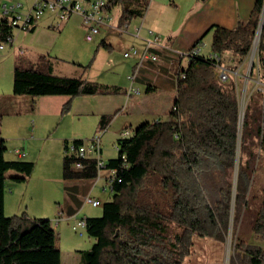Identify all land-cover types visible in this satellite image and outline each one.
Wrapping results in <instances>:
<instances>
[{
	"label": "trees",
	"instance_id": "16d2710c",
	"mask_svg": "<svg viewBox=\"0 0 264 264\" xmlns=\"http://www.w3.org/2000/svg\"><path fill=\"white\" fill-rule=\"evenodd\" d=\"M146 1L109 0L105 9L120 4L128 15L141 16ZM263 2L255 0L248 19L233 29L211 26L201 37L202 40L211 33V55H198L182 67L185 79H177L175 98L167 115L155 122L142 123L131 130L130 136L116 139L117 156L106 162V168L114 171L110 183L112 195L101 205L99 217L84 219V231L92 245L80 253V264H182L190 255L195 235L224 240L232 198L237 211L234 216L238 217L240 209L248 206L245 195L253 181L256 160L253 147L258 142L264 143L263 96L259 90L254 91L245 106L233 194L240 119L238 76L233 78L229 74L226 82H219L215 73L217 63L212 56L223 60L229 55L237 58L238 63L248 57ZM11 34V28L0 22V43ZM256 69L264 86V19ZM235 70L236 66H232L229 71ZM99 89L80 78L54 75L52 63L46 57L38 58L35 63L23 59L14 63L13 96L75 97L116 91L107 86L100 92ZM109 120L102 117L100 128H105ZM81 143L77 140L73 145ZM6 149L5 141L0 138V264H60V252L54 241L39 242L30 233L46 222L25 214L4 215L7 174L13 172L9 179L24 183L34 167L32 162L6 160ZM74 161L77 159L72 156L63 157L64 179L96 177L92 160L84 161L86 167L80 172L71 170ZM122 207L131 210L125 212ZM260 210L264 213V188ZM261 213L260 219L264 221ZM253 230L260 234L264 224L256 220ZM241 243L235 246L236 254L229 264H264L260 246Z\"/></svg>",
	"mask_w": 264,
	"mask_h": 264
},
{
	"label": "crops",
	"instance_id": "0c3cea01",
	"mask_svg": "<svg viewBox=\"0 0 264 264\" xmlns=\"http://www.w3.org/2000/svg\"><path fill=\"white\" fill-rule=\"evenodd\" d=\"M76 1H79L83 7H88L92 0ZM13 2L21 4L19 9L23 13L30 9L33 0H13ZM254 2L255 0H208L206 2L204 0H147L146 7L141 16L128 15L123 11L120 4L106 11L110 20L106 26L102 27L106 29L105 32H117L129 36L127 43H120L124 51L126 48H134L140 54L153 36H158L159 38V46L151 50L158 55V62L152 63L144 61L137 70L136 66L139 61V56L125 58L130 60L127 69L128 74L135 75L132 87L134 85L137 87L135 89L139 91L138 95L130 96L129 98L127 97L128 89L125 88L123 89L124 92H122L125 95L123 103H130V106L134 109V114L137 116V125L134 128L142 123L155 122L158 119H163L169 112L176 94L178 72L182 70V67L187 65L184 60L180 59V55L190 51L197 42L201 44L203 40H208L210 45L211 33L205 35L202 40L201 37L211 26L233 29L239 22H245L250 15ZM5 3L6 0H0V11L2 5ZM74 17L81 20L80 16L72 14L67 21L60 22L54 14L45 13L29 32H16L14 36L13 30L11 34L12 43L10 45L15 44L16 39L26 40L28 35V42L33 44L39 36L48 33L45 29L51 31L55 29L59 30L61 24L67 23L70 18ZM68 26L69 24L66 27ZM80 26L82 28L84 27L82 22ZM207 36L208 38L206 39ZM114 41H111L107 37V39L101 42L100 48L112 50L116 48ZM27 48H30L31 55L25 61L35 63L38 58L46 57L52 63L53 74L59 76L57 73L59 70L54 69L55 66L59 65V61L51 59L48 55L45 56L42 51L33 45H28ZM20 52L22 54V51ZM200 55H211V49L203 55L200 49ZM114 90L120 91L115 87ZM116 91L109 94H116ZM3 97V100H1L2 103L13 105L16 103L21 104L23 99H26L22 96H13L12 85L8 90V94ZM106 97L102 96L98 101L96 98L73 100L68 99L66 96L36 97L32 100H24L27 107H23L21 112L23 115H27V119L31 122V129L35 133L38 132L41 137L39 140L30 142V145L34 148L33 151L29 152L31 159L26 158L27 153L25 151H23L24 156H20L22 149H13L12 154L10 153L9 157L5 158L8 161H28L33 159L34 162H28H32L34 167L31 175L24 183H15L9 179L10 176L14 175L13 172L7 174L9 177L4 184L3 209L4 215L7 217L25 214L31 219L46 222L45 226L40 225V227L31 230L30 233L36 241L47 244H51L54 241L55 243V232L58 233V240L64 237H70L74 241V236L71 233L73 235L76 233L71 227L76 220L99 217V212L101 215V211L98 210L99 206L92 207L89 204H84V198L88 196L99 200L101 205L111 198L112 194L109 183L111 173L108 169L101 171L99 176L93 179L63 178V157L65 155L68 157L71 155L69 149L70 141L64 137H59L58 134L57 137H54L56 140L53 141L54 145L50 146L49 143L52 142L48 138L50 126L43 120L47 114H56L59 119V115L62 116L63 113H70L72 111H74L76 117L98 113L100 115L97 129L103 133V131L107 130L111 121V117L106 114V108L110 105ZM65 106L67 108L66 110L63 109ZM95 108L97 112H95ZM120 108L118 107L116 109V113L120 111ZM160 113H165L163 115L164 117ZM18 114L19 112L12 113V115ZM6 115L8 117L10 116V114H4L0 117V127ZM102 117L110 118L103 129L99 126ZM33 121H36L35 125H33ZM125 128L129 130L134 129L131 128V123L129 122L124 123L123 129ZM0 138L3 139L1 134ZM74 138L77 139H73L71 141L72 143L77 140L82 141L81 137ZM59 140L61 141L60 165ZM45 149L47 153L53 150L52 154L54 157H50L51 159H49L47 155L45 156ZM102 155L103 149L101 148V158ZM107 158L106 161L103 158L102 160L106 163L109 159H114L113 157ZM130 210V207H122V211L127 212ZM83 233H85L84 230L81 231V235L77 234V236L82 237ZM76 256L78 257V255ZM60 264H70V262L67 259L62 260L60 255Z\"/></svg>",
	"mask_w": 264,
	"mask_h": 264
},
{
	"label": "rangeland",
	"instance_id": "374dc122",
	"mask_svg": "<svg viewBox=\"0 0 264 264\" xmlns=\"http://www.w3.org/2000/svg\"><path fill=\"white\" fill-rule=\"evenodd\" d=\"M204 1L206 2L208 0ZM81 22L82 20L74 17L70 18L67 23L61 24L59 30L55 29L51 31L45 29L48 33L39 36L34 43L32 42L33 44L28 42L29 35L26 40L16 39L13 45L6 42L0 43V101L3 100L4 95L8 94V90L12 85L15 61L29 59L31 50L27 48L28 45L37 47L45 56L48 55L51 59L59 61V65L54 67L55 70H59V72H57L59 76L80 78L100 89L105 86L109 88H118L120 91H116V94L103 95L99 89L100 93L96 95L68 97V99L73 100L96 98L98 101L102 96H107L106 98L110 102V105L106 108V114L111 117V121L107 130L103 131L101 134V148L103 149L102 158L106 161V159H108L107 157L115 158L117 156L114 145L120 132L123 130L124 123H131V128L137 125V116L133 112L134 109L130 106V103H123L125 95L122 93L124 92L123 89L129 88L128 77L133 75L127 72L130 60L123 58L124 52L128 51L130 48H126L124 51L120 46L121 42L127 43L129 36L117 32L106 33V29L100 28L99 35L96 36L94 42L88 43L84 40L85 27L82 28L80 26ZM68 24L69 26L66 27ZM13 32L15 36L18 31L14 30ZM107 37H109L111 41L115 40L114 44L116 48L112 50L100 48L101 42L107 39ZM207 38L208 36L206 39ZM257 46L258 43H252L248 57L240 63L237 62V58H230L229 55L225 56L222 60V63L228 70H230L232 66H236V70L230 71V74L233 78L238 76L236 80L241 119L248 97L256 90L262 93L261 111L264 112V86L260 84L256 71ZM209 47L208 40H203L200 44L201 54L203 55L209 52ZM20 51H22V54H20ZM254 65L255 68L253 69ZM252 71L253 74L251 73ZM249 75H251L250 79L248 78ZM133 88L137 87L133 85ZM22 97L26 99H23L21 104L16 103L13 105L2 103V101L0 102V115L10 114V118L7 115L3 118L2 126L0 127V134L5 140L7 147L4 158H8L13 149H22V152L25 151V153H27L26 158L31 159L29 152L33 151L34 148L30 145V142L39 140L41 137L38 132L35 133L31 129V122L27 119V115L25 116L21 112L23 107H27L24 100H32L33 98L30 96ZM116 107H121L118 113H116ZM15 112H19V114L12 115V113ZM95 112H97L96 108ZM164 114L161 115L163 116ZM99 115L98 113H94L93 115L86 114L85 116L81 115L80 117H76V114L72 111L70 113H63V117L59 115L58 119V115L56 114H47L43 120L50 126L48 138L51 139L52 142L49 143V145H54L53 141H56L54 137H57L58 134L59 137L68 139L70 144L73 139H77L74 137H81V140L86 142L92 137L98 136L101 133V131L97 129ZM35 123L36 121H33V125H35ZM60 143L61 141L59 140V165L61 164ZM52 152L53 150L47 153L45 149L44 155H47V157L51 159L50 157H54ZM253 153L256 155L254 165L255 171L253 181L250 183L248 192L245 195V198L248 200V206L246 208L242 207L238 212V217H236L233 215L237 213V211L234 210V198H232L229 225L224 240L220 242L212 238H201L195 235L192 238L190 255L182 264H229L230 258L235 257V246L240 242H242L241 244L243 245L260 246L264 251V231H261L259 234L253 230L256 220L264 224V221L260 219V204L262 200V190L264 188V143L261 145V142H258L257 146L253 147ZM28 161L34 162L33 159ZM233 181L234 170L232 184ZM234 191L235 187L232 186L233 194ZM100 206L98 208L99 211H101ZM261 214L264 216L263 212ZM71 235L74 236V241H72L70 237H64L58 240V233L55 232V247L59 250L62 260L67 259L70 264H80V253L87 251L91 247L92 240L89 239L85 233H83L82 237H78L77 233L74 235L71 233ZM76 255H78V257ZM241 255L242 254H240V258Z\"/></svg>",
	"mask_w": 264,
	"mask_h": 264
},
{
	"label": "built area",
	"instance_id": "2783aa9c",
	"mask_svg": "<svg viewBox=\"0 0 264 264\" xmlns=\"http://www.w3.org/2000/svg\"><path fill=\"white\" fill-rule=\"evenodd\" d=\"M109 0H92L88 7H83L79 1L76 0H33L32 6L27 12H20L21 4L13 2V0H6V3L2 5L0 11V22H4V24L11 28V30H15L18 32H29L34 24L45 14L52 13L60 22H65L72 14H77L80 16L82 23L85 27V35L84 40L86 42H92L94 38L99 34L100 28L106 26L108 21L110 20L108 13L106 12V5ZM146 6H144L145 8ZM151 34V33H150ZM6 43H12V36H9ZM159 46V38L158 36H153L151 41H149L140 54L134 48H130L128 51L124 52L123 57L129 58L131 56H139V61L137 64V70L141 67L144 61H149L152 63L158 62V55L152 52V48H156ZM1 49V46H0ZM200 55V43L195 44L192 49L186 53L180 55V59L184 60L188 63L191 59ZM214 60H216V79L219 82H226L230 71L226 68V66L222 63V60L212 56ZM135 78V75H131L128 77V81L130 86L127 90V97L136 96L139 94V91L132 87V82ZM177 79L179 81H183L185 79V75L182 70H179ZM131 130L123 129L118 138H126L130 136ZM101 134L98 136L92 137L90 140L83 142L74 146L73 143L70 144V153L74 159L72 163L71 170L75 172H80L84 170L86 165L84 161L92 160L95 165L96 176H99L100 172L103 170H107L106 163L101 158ZM114 148L117 149V146L114 145ZM20 156H24V152H20ZM109 170V169H108ZM111 176L109 178V183H111L114 171L109 170ZM84 204H89L92 207H98L101 205L99 200L93 199L91 197L84 198ZM72 230L81 235V230L85 229V220L78 219L72 225Z\"/></svg>",
	"mask_w": 264,
	"mask_h": 264
},
{
	"label": "water",
	"instance_id": "95a60500",
	"mask_svg": "<svg viewBox=\"0 0 264 264\" xmlns=\"http://www.w3.org/2000/svg\"><path fill=\"white\" fill-rule=\"evenodd\" d=\"M263 19H264V2H263V8H262V11H261V15H260L259 23H258V28H257L256 34H255V38H254L253 44L258 43L260 31H261L262 26H263ZM239 118L240 119H239V127H238V134H237V145H236V158H235V165H234L233 187H235V181H236L237 162H238V153H239V136H240L239 130H240V125H241V120H242L241 116Z\"/></svg>",
	"mask_w": 264,
	"mask_h": 264
},
{
	"label": "bare ground",
	"instance_id": "6f19581e",
	"mask_svg": "<svg viewBox=\"0 0 264 264\" xmlns=\"http://www.w3.org/2000/svg\"><path fill=\"white\" fill-rule=\"evenodd\" d=\"M253 57V56H252Z\"/></svg>",
	"mask_w": 264,
	"mask_h": 264
}]
</instances>
